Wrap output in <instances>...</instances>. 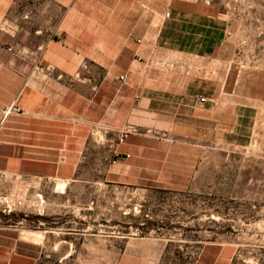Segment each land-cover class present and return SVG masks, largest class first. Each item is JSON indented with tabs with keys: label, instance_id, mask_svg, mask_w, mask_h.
<instances>
[{
	"label": "crops",
	"instance_id": "obj_1",
	"mask_svg": "<svg viewBox=\"0 0 264 264\" xmlns=\"http://www.w3.org/2000/svg\"><path fill=\"white\" fill-rule=\"evenodd\" d=\"M169 3L0 0V192L12 178L58 179L62 186L173 185L176 178L161 175L167 141L205 137L246 142L251 123L248 106L220 102L215 83L182 81L177 71H168L171 62L210 57L206 51L216 47L218 35L214 17ZM37 65L48 68L38 70ZM122 74L125 83L118 80ZM13 101L21 112L3 118L1 110ZM127 125L136 126L138 132L116 144ZM113 149L120 158L107 166ZM109 195L127 199L129 194ZM96 196L93 215L104 221L107 208L100 200L106 193ZM108 211L110 218L115 217L113 209ZM1 212L8 216L13 211ZM8 221L0 218V264L53 260L41 255L39 240L51 230L28 229L22 218ZM83 226L86 232L118 227ZM144 244L136 241L114 252V262L146 264L145 250L139 251ZM155 245L154 255L160 253ZM96 247L98 262L106 261L105 241L99 240ZM86 249L89 254V240L83 243L82 263L90 262Z\"/></svg>",
	"mask_w": 264,
	"mask_h": 264
},
{
	"label": "rangeland",
	"instance_id": "obj_2",
	"mask_svg": "<svg viewBox=\"0 0 264 264\" xmlns=\"http://www.w3.org/2000/svg\"><path fill=\"white\" fill-rule=\"evenodd\" d=\"M168 2L218 22L217 45L206 51L210 57L171 62L168 71H177L182 81L215 83L220 102L248 106V138L243 144L205 137L167 141L161 175L176 178L173 185L62 186L58 179H8L0 210L13 212H1L0 218L10 223L22 218L28 229L51 230L39 239L41 255L53 257L47 264H121L114 262V252L136 241H145L139 251L145 250L146 264H264V0ZM110 160L107 166L113 165ZM80 192L90 194L89 199H80ZM99 192L106 193L100 200L107 208L104 221L93 215ZM120 192L129 194L127 199L109 195ZM108 209L115 217L108 216ZM98 223L118 227L83 231V224ZM60 225L64 231L56 230ZM88 240L89 254L87 249L84 254L90 262L82 263ZM99 240L106 245L102 262L97 260ZM154 245L160 250L155 255Z\"/></svg>",
	"mask_w": 264,
	"mask_h": 264
},
{
	"label": "built area",
	"instance_id": "obj_3",
	"mask_svg": "<svg viewBox=\"0 0 264 264\" xmlns=\"http://www.w3.org/2000/svg\"><path fill=\"white\" fill-rule=\"evenodd\" d=\"M8 51H13L12 47H7ZM48 67H44L41 65H37V69L41 70V69H47ZM118 80L122 83H125L126 81V76L125 75H119ZM199 101H204L203 97H199L198 98ZM21 109L16 105L15 101H13V103H11L9 106L3 108L1 110L2 113V117H6L10 114H14V113H20ZM138 132V128L134 125H127L122 131H120L115 139V143L119 144L124 142L127 137L131 134V133H136ZM157 135H160V132H155ZM164 137V136H163ZM120 158V154L118 151H116L115 149H113V154L110 160V163H116V161ZM5 201V197H2L0 195V203H3ZM8 207V206H7ZM9 209V208H8Z\"/></svg>",
	"mask_w": 264,
	"mask_h": 264
},
{
	"label": "bare ground",
	"instance_id": "obj_4",
	"mask_svg": "<svg viewBox=\"0 0 264 264\" xmlns=\"http://www.w3.org/2000/svg\"><path fill=\"white\" fill-rule=\"evenodd\" d=\"M57 186V185H56Z\"/></svg>",
	"mask_w": 264,
	"mask_h": 264
}]
</instances>
